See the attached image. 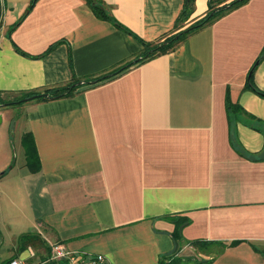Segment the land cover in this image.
<instances>
[{"label": "crops", "instance_id": "crops-1", "mask_svg": "<svg viewBox=\"0 0 264 264\" xmlns=\"http://www.w3.org/2000/svg\"><path fill=\"white\" fill-rule=\"evenodd\" d=\"M31 1L0 0V92L113 70L141 52L137 36L171 32L185 2L104 0L129 32L87 0H38L23 17ZM208 8L209 0H195L188 21ZM263 49L264 0H249L176 48L73 96L0 106V172L13 160V124L24 155L0 176L1 221L12 210L26 219L20 230L46 241L102 253L111 264H157L176 246L171 216L187 217L181 254L193 247L187 241L219 240L229 245L208 264H264V132L241 114L238 151L226 105L229 93L264 123V97L246 87ZM254 81L264 90V57ZM28 130L41 160L36 172L21 149ZM5 237L0 229L3 261L16 249Z\"/></svg>", "mask_w": 264, "mask_h": 264}, {"label": "trees", "instance_id": "trees-1", "mask_svg": "<svg viewBox=\"0 0 264 264\" xmlns=\"http://www.w3.org/2000/svg\"><path fill=\"white\" fill-rule=\"evenodd\" d=\"M37 1L38 0H32L30 2L29 7L27 8L23 17H25L31 11V9L35 6ZM248 1L249 0H209V8L207 12L203 16L195 19L189 24L187 21L194 11L195 0H185L183 9L180 15L178 16L175 26L171 32L165 34L164 36H162L161 38L155 41H147L136 35L142 41L143 48L141 52L138 55H136L133 59L128 60L127 62L123 63L117 68H114L113 70L104 72L97 76L81 77V76H77L76 74H73L71 80L64 84L50 86L43 90H30V91L17 92L20 93V95L10 100L5 99L2 96V93L5 92H0V106L20 104L31 99L42 101V100L73 96L84 87L95 85L101 81L110 79L137 63L144 62L146 60H149L153 57H156L160 54L166 53L176 48L181 42L187 39L191 34L195 33L196 31L200 30L206 25L211 24L221 16L247 3ZM87 2L91 5L97 16L103 19L111 20L117 26L129 32H132L128 27H126L121 21H119L111 13L109 5L104 0H87ZM23 17L12 26L10 30V34L14 30V28L21 22ZM54 46L55 44H52L48 50H51ZM17 49L23 52L19 47H17ZM263 57H264V49L248 73L246 87L253 89L258 94L264 97V90L259 88L254 81V73L256 66ZM70 63L71 66H73L72 54H70ZM226 105H227V114L229 116V122L231 126V135L233 136V143L235 144L238 151L243 152L244 150L239 140L236 137L234 138V132L236 127L235 124L237 119L240 118L241 114H245L255 119L256 120L255 126L258 129L262 130L263 132H264V123L261 122L259 118L255 117L253 114L247 112L243 108V106L240 105L239 103L232 102L229 97V93H227L226 96ZM22 145L24 147L26 164L33 172L39 171L41 169V160L37 149L36 140L32 131L28 130L23 133ZM9 169L10 168H7L4 171H2L0 173V176L4 175ZM171 218L175 221L176 224L175 230L173 231V236L175 238L176 246L170 253L163 254L159 258V262L157 264H181L183 262H189V261H193L196 264H208L212 262L229 245L228 243L219 240L194 239L187 241V243L191 244L192 246H195L198 249V253L195 255L181 254V250L184 244L186 243L183 239L182 229L183 226L186 223H188L190 220L187 217L177 218L174 217V215H172ZM237 242L238 241H232L231 244H236ZM31 243L46 244V240L41 236L40 233L29 231L23 233L20 236V244L18 248L19 249L26 248ZM211 246L212 248H214V250L209 249V247ZM202 253L207 254L209 257L208 258L201 257L200 255ZM9 259H7V261Z\"/></svg>", "mask_w": 264, "mask_h": 264}, {"label": "built area", "instance_id": "built-area-1", "mask_svg": "<svg viewBox=\"0 0 264 264\" xmlns=\"http://www.w3.org/2000/svg\"><path fill=\"white\" fill-rule=\"evenodd\" d=\"M26 249L25 257L12 255L3 264H111L102 253L75 251L62 240L46 241L39 247L29 244Z\"/></svg>", "mask_w": 264, "mask_h": 264}, {"label": "rangeland", "instance_id": "rangeland-1", "mask_svg": "<svg viewBox=\"0 0 264 264\" xmlns=\"http://www.w3.org/2000/svg\"><path fill=\"white\" fill-rule=\"evenodd\" d=\"M194 21V20H192ZM192 21H187L189 24L192 22ZM20 95V93H2V96L5 98V99H12L16 96ZM26 102V101H25ZM23 103H20V104H14V105H10V106H14V107H20ZM20 127L17 126L15 127L14 124L10 127V136H11V150L13 152V160L11 162V165L9 166V168H12L13 166H15V159H16V156L18 158H21L23 157L24 155L22 154L21 150H19V144H20V138H21V135H20ZM14 137V138H13ZM21 144H22V140H21ZM23 145H21V149ZM4 171V170H3ZM2 172V171H1ZM0 172V173H1ZM12 215H16L17 216V220L16 222H12L11 220V216ZM5 217H7L6 220H4L3 222L1 221L0 219V229L1 231H3V233L6 235L5 237V246L6 247H14L16 246V249L14 250L13 254L12 255H20V256H23L25 257L27 254H28V251L26 248H23V249H19L18 246L20 244V236L23 234V233H26V232H29L28 230H20L22 227H20L21 225H24V223L26 222V219H25V222L21 221L18 217H19V214L13 212L12 210H6L5 211V214H4ZM8 222V224L6 225V223ZM32 245L36 246V247H39L41 244H33L31 243ZM210 250H214V248L209 247ZM184 254H192V255H195L198 253V249L193 246V247H189L187 250H185L183 252ZM201 257H204V258H208L209 256L205 253H202L200 255ZM4 261L3 260H0V264H3Z\"/></svg>", "mask_w": 264, "mask_h": 264}, {"label": "water", "instance_id": "water-1", "mask_svg": "<svg viewBox=\"0 0 264 264\" xmlns=\"http://www.w3.org/2000/svg\"><path fill=\"white\" fill-rule=\"evenodd\" d=\"M1 119V118H0Z\"/></svg>", "mask_w": 264, "mask_h": 264}]
</instances>
